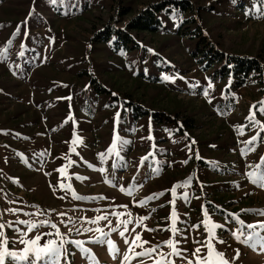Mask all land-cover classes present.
<instances>
[{
  "label": "rangeland",
  "instance_id": "rangeland-1",
  "mask_svg": "<svg viewBox=\"0 0 264 264\" xmlns=\"http://www.w3.org/2000/svg\"><path fill=\"white\" fill-rule=\"evenodd\" d=\"M179 2L189 10L175 8ZM154 6L170 8L155 15L156 32L129 28ZM112 31L125 33L132 47L115 52L114 35L102 39ZM210 49L263 67L264 0H0V223L7 246L18 253L25 247L6 223L25 220L38 227L15 224L23 239L63 241L61 264H153L170 252L162 243L170 237L189 258L211 241L230 264H264V229L246 227L264 221V187L249 175L264 172V112L257 111L264 71L235 87L239 78L214 73ZM209 81L214 88L205 96ZM253 104L261 121L255 127L246 119ZM133 107L149 115L129 119ZM154 112H176L179 121L152 120ZM123 221H130L127 231ZM213 223L220 225L214 237L207 230ZM136 233L148 243L133 244ZM157 245L151 259L134 255Z\"/></svg>",
  "mask_w": 264,
  "mask_h": 264
},
{
  "label": "snow or ice",
  "instance_id": "snow-or-ice-1",
  "mask_svg": "<svg viewBox=\"0 0 264 264\" xmlns=\"http://www.w3.org/2000/svg\"><path fill=\"white\" fill-rule=\"evenodd\" d=\"M20 25H17L16 32H19ZM15 35V33H13ZM149 52H153V49H148ZM165 80H174V77H169L165 76ZM207 79V78H206ZM227 87V85H226ZM214 88V85L211 81L207 83V86L204 88V95L208 96V90ZM113 95H116L113 93ZM259 103V108H257L256 104H253L249 108V116L246 117L251 122V125L255 127L257 124H261V121L258 120L255 116V113L253 112V108H257V111L264 112V101H260ZM119 116V113H117V117ZM262 130H264V126H262ZM256 136H252L250 139L251 141L256 140ZM151 139V137H149ZM75 142V141H74ZM116 143V139H113V146ZM249 142L246 141L245 144H248ZM113 148H110L109 151H112ZM242 154H244V150H241ZM101 159H103V154H98ZM264 159V157H262ZM257 168H260V165H257ZM57 171H59L61 174L64 173V169L60 168ZM249 175L253 176V183H258L260 187H264V172H261L258 178L256 177L255 173H250ZM15 179V178H14ZM18 182V181H16ZM173 193L175 192V186L173 187ZM162 194V193H161ZM155 195V194H154ZM8 211H19V209H9ZM261 214L264 215V210H261ZM60 215H63L61 213ZM207 216V213H205ZM233 217L240 223V224H245L243 220H240L238 216L235 214H232ZM103 217H96V220H100ZM140 220L147 219V217H142L139 218ZM7 227L12 228L13 232L17 234V236L20 238V243L24 244L25 247L19 251L10 249L8 245V238L4 236L3 229L5 228V223H0V264H61V257L65 255V251L63 249V241L60 244H56L53 240H48L45 243L41 244V236L37 235L35 238H29V239H23L24 236H26V233L15 226V224H23L28 227V230L31 231L32 229H35L38 227L37 223L35 222H30V221H25V220H17L15 224L13 222L9 221L6 222ZM125 224V231H127V224L130 223V221H123ZM259 226L261 229H264V221H257L255 224H246V227L248 229H254L256 226ZM53 228L56 227V225H52ZM198 225H192V228H197ZM220 227V225H217L213 223L211 225V228H208L207 230L209 233L214 237L213 229ZM146 230L151 231L152 229H147V226H145ZM75 230V229H73ZM78 231V230H77ZM99 231V229H97ZM173 234L180 232L179 229L173 228L172 229ZM57 234L59 235V231L57 230ZM242 234V233H241ZM47 235V234H45ZM120 235L123 236L124 232H120ZM249 236L252 235L251 232L248 233ZM233 236L235 239H239L240 236L237 235L236 233H233ZM16 242V237L13 238V243ZM139 242L140 246L143 244L148 243L147 241H143L140 234L136 233L132 243L136 244ZM219 243H223V241L218 240ZM77 248H80L83 244L82 241L80 240H75L71 241ZM127 243V241H126ZM164 245H166L169 249L170 252L167 254L160 253L158 254V258L153 260V264H175V260L172 259V257H177L179 258L182 262L186 261L187 264H230V260L225 257L224 253L219 252L215 249L214 245L209 241L206 245L198 246L192 250L191 253V258L188 256L184 255L187 253L189 250L188 249H181L176 247L177 244L180 243L179 240H175L174 238H169L168 240H165L162 242ZM194 243H198L195 242ZM109 244L113 246L114 250L116 252L119 251L118 248H115L114 243L112 241H109ZM159 245L154 246L152 248H145L143 249L142 252H134V255L136 257L140 256H146L149 257L150 259L152 258V253L156 252V248H158ZM206 247L207 248V255H201V248ZM264 251V248L261 249ZM85 252L89 251L88 249H84ZM167 256V259L165 258ZM239 256V250H236V256H234L232 259H236ZM125 261H127L128 257L125 256ZM70 264V262H69ZM140 264H144L143 260L140 261Z\"/></svg>",
  "mask_w": 264,
  "mask_h": 264
},
{
  "label": "trees",
  "instance_id": "trees-1",
  "mask_svg": "<svg viewBox=\"0 0 264 264\" xmlns=\"http://www.w3.org/2000/svg\"><path fill=\"white\" fill-rule=\"evenodd\" d=\"M175 5L178 8L179 11H188L189 10V5L187 2H183L179 4ZM242 7V6H241ZM238 8H240L238 6ZM169 9L167 7H152V10H145L139 17H137L136 19H134V21L129 25L130 29L136 32H149V33H153L156 32L158 30V28L161 26L160 25V20L155 18V15L162 13L164 15H167L169 13ZM164 12V13H163ZM114 35V39L113 41H111L110 43L112 44L111 46L113 47V49L115 50V52H118L119 49H121L122 51H128L129 48L132 47V40L123 32H119V31H112L109 34H107V37L103 38V41L105 42H109L111 37ZM133 49V48H132ZM135 49V48H134ZM210 63L211 64H215V65H219V68L216 69V71L214 72L220 79H225L226 77H228L229 75H231V77L234 78H239L238 80H240V82H235L238 85H241L244 81L246 77H250L251 75H260L263 71H264V66L262 67L260 65V63L256 60V59H251V58H239L236 56H223L217 52H213L210 49ZM98 91L99 96L103 95L102 90L99 88H96ZM235 89V88H234ZM201 90V89H200ZM234 91V90H233ZM174 108H178V107H174ZM130 118L129 119H141L143 117L148 116L149 114L139 108L133 107L131 108V112H130ZM174 114L177 115L176 112L173 113V116L170 118L167 115H163L161 113H156L154 112L152 116V120L155 119H160V117H166L165 122L167 123H172L175 122L177 123L178 120V116H174ZM132 115V116H131ZM123 120H125V118H123ZM161 120V119H160ZM159 120V121H160ZM150 121V120H149ZM184 124L186 127H188L189 129H195L196 128V124L195 122H192L191 120H183ZM122 123V121H121ZM206 203L208 204V202L206 201ZM207 207L209 209H211V207H209V205H207ZM218 211L217 209H214V213Z\"/></svg>",
  "mask_w": 264,
  "mask_h": 264
},
{
  "label": "crops",
  "instance_id": "crops-1",
  "mask_svg": "<svg viewBox=\"0 0 264 264\" xmlns=\"http://www.w3.org/2000/svg\"><path fill=\"white\" fill-rule=\"evenodd\" d=\"M168 155H169V153H168ZM173 155H174V154L172 153V155H171V152H170L169 158H172ZM181 160H182V159H181ZM179 161H180V160H178L177 163H179ZM189 161H193V160H192V159H189ZM190 163H191V162H189V164H187L186 166H189ZM171 165H172V164H171ZM175 165H176V164H175ZM172 167H173V165H172ZM193 168H194V170L196 171V167H193ZM179 181H181V180H179ZM172 184H175V181H172ZM162 190H163V189H162ZM153 193H155V192H153ZM161 193H162V191H160L158 194H161Z\"/></svg>",
  "mask_w": 264,
  "mask_h": 264
}]
</instances>
